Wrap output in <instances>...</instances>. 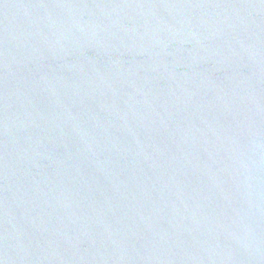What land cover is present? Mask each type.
Instances as JSON below:
<instances>
[{"label":"water","instance_id":"water-1","mask_svg":"<svg viewBox=\"0 0 264 264\" xmlns=\"http://www.w3.org/2000/svg\"><path fill=\"white\" fill-rule=\"evenodd\" d=\"M0 264H264V0H0Z\"/></svg>","mask_w":264,"mask_h":264}]
</instances>
